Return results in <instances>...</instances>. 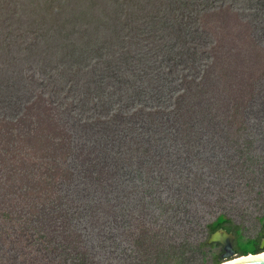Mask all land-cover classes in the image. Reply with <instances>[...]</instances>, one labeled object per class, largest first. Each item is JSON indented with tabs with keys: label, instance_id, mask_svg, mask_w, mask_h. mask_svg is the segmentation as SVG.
<instances>
[{
	"label": "trees",
	"instance_id": "1",
	"mask_svg": "<svg viewBox=\"0 0 264 264\" xmlns=\"http://www.w3.org/2000/svg\"><path fill=\"white\" fill-rule=\"evenodd\" d=\"M44 1L51 5L40 7ZM162 42L187 62L198 53L211 59L203 72L188 74L183 66L168 107L138 106L126 114L112 108L117 91L111 83L96 93L98 74L112 78L120 47L129 48L127 59L140 50L145 63H159L156 76L173 72L158 61L164 60L157 48ZM80 49L83 54L77 56ZM68 58L76 66L67 67V87L60 79ZM47 67L49 81L24 77L26 70L44 73ZM125 74L134 77L136 72L129 68ZM29 83L53 97L27 92ZM65 89L63 103L58 94ZM16 117L13 127L30 132L0 136V247L9 244L16 227L29 232L35 243L62 252L94 242L90 232L110 237L109 227L121 223L130 228L125 224L137 210L130 181L134 169L150 164L156 150L139 124L150 122L156 132L167 124L184 153L208 145L213 154H228L227 169L248 168L252 131L264 129V0H0V126ZM133 120L137 125L127 127ZM45 124L50 132L34 133ZM30 154L42 163L30 162L27 174L19 170L20 162L27 164L24 158ZM110 221L115 223L110 226ZM261 222L256 241L246 240L240 226L224 215L206 226V234L210 239L225 228L237 236L241 255L257 253L264 238ZM209 239L197 246L207 248L219 264L220 254ZM158 240L142 233L135 242L139 261L134 264H154L149 255L161 251ZM189 245H172L165 263L184 264L183 249Z\"/></svg>",
	"mask_w": 264,
	"mask_h": 264
},
{
	"label": "rangeland",
	"instance_id": "2",
	"mask_svg": "<svg viewBox=\"0 0 264 264\" xmlns=\"http://www.w3.org/2000/svg\"><path fill=\"white\" fill-rule=\"evenodd\" d=\"M49 5L51 3L48 1L40 3V7L43 8ZM244 32L246 33V30ZM204 39L206 40V37ZM165 44L171 45L167 42ZM165 44L162 42L157 45L161 58L164 59L158 61H162L166 68L169 66L174 69L173 72L165 70L156 76L155 67L159 63H145L146 56L141 54L140 50L130 55V58L128 55L127 59L125 55L129 48L120 47L115 53L116 58L120 60L116 69L112 70V78L106 80L98 74L96 93L100 95L104 92L102 85L111 83L117 91L116 98L111 99V103L115 105L112 108H120L126 114L132 113L138 106L148 109H151V105H156L160 109L168 107L175 97L174 94L179 90L177 79L182 73L183 66L188 68L186 70L188 74L203 72L206 62L211 59L203 53H198V57L195 55L187 62V58L178 50ZM75 54L82 55L83 50L75 51ZM175 54L179 57L171 59ZM102 58L107 59L105 56ZM63 59L61 58V61ZM125 62L131 67L125 65ZM70 65L74 68L76 66L68 58L66 64L62 66L65 75L60 79L67 87L65 81L67 67ZM129 68L136 72L134 77L126 76L125 71ZM26 76L49 81L50 68L47 67L44 73L38 69L26 70L24 77ZM30 91L40 95L46 93L44 96L46 99L53 97L48 95V89L43 91L40 86L33 83H29L27 92ZM64 94H68L67 89L59 91L58 96L61 100H64ZM97 94L95 95L98 96ZM56 97L57 95L54 94L55 99ZM69 101H71L70 96ZM62 102L65 103V100ZM17 118L20 117L5 120L6 124L0 126V136L17 137L22 130L30 132L29 129L13 127L11 123L14 121L16 124ZM136 125L137 122L133 120L127 127ZM43 127L34 133L40 135L42 132H50L48 124ZM35 128L30 129L32 131ZM137 128L156 150L150 155L153 157L148 159L150 162L148 167L137 166L134 169V179L130 181V188H135L132 198L137 210L130 216V224H125L127 227L131 226L130 228H123L121 223L109 227L110 237L97 238L90 232V236L95 239L94 242L62 252L51 251L50 247L35 243L34 239L30 238L29 232L16 227L10 232L9 244L0 247V264H134L139 261L135 258L137 251L135 242L142 233L148 238L151 236L154 240L159 239L157 243L160 244L161 251L159 254L151 252L149 255L154 264H166L165 253L171 250L172 245L176 246L177 243L181 244L185 241L191 245L183 249L184 264H214L215 261L209 255L208 249H199L197 244L209 239L206 226L220 215L226 216L234 225L240 226L246 240H259L262 232L261 220L264 219V129L256 127L252 131L250 139L252 152L249 154L252 160H247L248 168L237 165L233 171L227 169L225 165L228 154L224 156L213 154L209 148H206L208 145H203L192 154L184 153L183 148L178 144L177 133L167 124L163 127L166 132H163V129L156 132V126L152 128L150 122L145 125L139 124ZM124 132L127 133L128 128ZM6 149L13 151L18 148ZM18 152L22 153L21 150ZM28 152L25 151L24 154ZM24 159L28 163L20 162L19 170L24 169L27 174H29L30 162L31 165L33 162L38 165L42 163L38 155L34 154L27 155ZM218 160H222V164L219 165ZM114 223L115 221L112 224L110 221V226ZM134 226H141L143 232L136 230ZM85 235L88 238V231ZM223 261L224 259L220 258L219 264H223Z\"/></svg>",
	"mask_w": 264,
	"mask_h": 264
},
{
	"label": "flooded vegetation",
	"instance_id": "3",
	"mask_svg": "<svg viewBox=\"0 0 264 264\" xmlns=\"http://www.w3.org/2000/svg\"><path fill=\"white\" fill-rule=\"evenodd\" d=\"M221 230H225V231H227L225 228L224 229H220V230H218L217 232H215L214 234H216V233H218V232H220ZM228 233H230V234H232L235 238L232 240V241H230L228 238H225V237H221L220 239V242H218V243H209V241H208V243L211 245V246H214L213 247V249H214V251H217L219 254H220V258H222V259H224V256H226L227 255V253H228V249H227V247L229 246V245H231V247H232V250H233V252L235 253V255H241L239 252H238V238H237V236L235 235V233H233V232H229V231H227ZM213 234V235H214ZM212 237V236H211ZM210 237V238H211ZM262 246H264V238L262 239V240H260V244H259V250H261V247ZM231 251V250H230ZM261 251H264V250H261Z\"/></svg>",
	"mask_w": 264,
	"mask_h": 264
},
{
	"label": "clouds",
	"instance_id": "4",
	"mask_svg": "<svg viewBox=\"0 0 264 264\" xmlns=\"http://www.w3.org/2000/svg\"><path fill=\"white\" fill-rule=\"evenodd\" d=\"M223 264H264V251L249 252L247 255H237L231 259H224Z\"/></svg>",
	"mask_w": 264,
	"mask_h": 264
},
{
	"label": "water",
	"instance_id": "5",
	"mask_svg": "<svg viewBox=\"0 0 264 264\" xmlns=\"http://www.w3.org/2000/svg\"><path fill=\"white\" fill-rule=\"evenodd\" d=\"M221 237L228 238L230 241H232L235 238L232 234L228 233L227 231L221 230L220 232L212 235V237L209 239V243H218V242H220V240H221L220 238ZM227 249H228V253H227L226 256H224V259L236 256L235 253L232 250L231 245H229L227 247ZM261 250H264V246L261 247Z\"/></svg>",
	"mask_w": 264,
	"mask_h": 264
}]
</instances>
